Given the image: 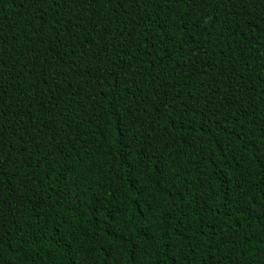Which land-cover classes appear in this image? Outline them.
I'll use <instances>...</instances> for the list:
<instances>
[{"label":"trees","instance_id":"1","mask_svg":"<svg viewBox=\"0 0 264 264\" xmlns=\"http://www.w3.org/2000/svg\"><path fill=\"white\" fill-rule=\"evenodd\" d=\"M0 264H264V0H0Z\"/></svg>","mask_w":264,"mask_h":264}]
</instances>
